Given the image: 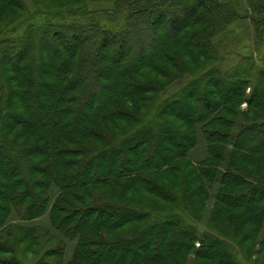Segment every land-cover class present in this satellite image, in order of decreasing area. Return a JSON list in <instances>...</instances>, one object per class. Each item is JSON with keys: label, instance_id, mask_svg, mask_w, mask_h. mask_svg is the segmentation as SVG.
<instances>
[{"label": "trees", "instance_id": "16d2710c", "mask_svg": "<svg viewBox=\"0 0 264 264\" xmlns=\"http://www.w3.org/2000/svg\"><path fill=\"white\" fill-rule=\"evenodd\" d=\"M66 1L85 20L0 28V264H240L231 241L264 244V118L224 130L243 100L264 113V54L221 48L243 21L262 46L264 0H118L120 29ZM27 11L0 0L6 24Z\"/></svg>", "mask_w": 264, "mask_h": 264}, {"label": "rangeland", "instance_id": "374dc122", "mask_svg": "<svg viewBox=\"0 0 264 264\" xmlns=\"http://www.w3.org/2000/svg\"><path fill=\"white\" fill-rule=\"evenodd\" d=\"M24 1L27 4V8H28V11L25 14H22V15L20 14L21 16H19L17 20L9 24H6V23H8L10 21V18H12L13 16H10L8 18L4 17L0 19L1 20L0 28H3V30L1 29L0 30H1L2 35H4V37H9V38L17 37L18 38L19 36H22L24 34L25 32L24 30L29 24H32V23L42 24L47 21L57 22L60 19H62L63 13L67 15V17L65 18L68 21L74 20V22H79L81 20H85V15H82L80 13H77L74 16L68 14L69 4L67 3L68 1L66 0H24ZM117 1L118 0H85L81 3H74V6L83 7L85 11L87 12L86 14L89 17L97 15L99 21L101 20V23H102L101 25L109 26V28H113V29H120V26L123 23L124 18L126 17V14H127L126 11L124 10L121 11V15L117 16L119 19L117 22H113L111 24L108 22V19H107L108 12L114 10V8L116 7ZM105 11H108V12H105ZM94 12H97V13H94ZM249 28H250V21L249 23L248 21L247 22L243 21L242 23L237 22L231 25V29H233L235 33L234 34L232 33L226 36L228 38L226 41L223 42V47L221 48L222 55L228 56L230 54L232 56V58H230V61H229L230 65H233L239 62V60L242 58L243 55H249V54L250 55L252 54L254 59L257 60L259 64L262 63V61L260 62V60L264 54V43L261 44L262 46L258 47V45L255 44L253 32L251 33V30ZM219 40L220 38L218 37L216 39L217 44L219 43ZM177 49L179 53L183 51L180 48H177ZM261 65L264 66V64H261ZM8 75L10 77V76H13L14 74L9 73ZM14 76L15 77L11 80V86L15 90H17L18 88L17 85L19 84L17 80L18 76L16 74ZM180 76H183V75H180ZM184 76L186 77L177 78L175 85L171 87L170 89L172 90L174 88H177L178 84L182 86H184L185 84H189L190 83L189 81H191L192 79L191 77L192 74H187V75L184 74ZM45 80H48L53 85H56L57 83L56 79H52L48 76H45ZM253 84L255 86L256 84L255 79L253 80ZM252 91H253V87L247 88L245 97L250 96L251 94L250 92ZM17 106L22 107V104H18ZM235 108L236 110L233 116V121H234L233 127L229 128L226 131L224 130V133L237 134L241 130L242 124H249L255 120H260L264 118V113H262L260 109L258 108L250 107L246 100H243L241 105L235 104ZM22 110H23V113L27 115V112L24 111V109ZM221 130H223V128H221ZM205 146H206L205 142L201 139L197 147L192 150L191 156L196 160H199L205 157L207 155ZM32 160L36 162L37 159L33 158ZM1 181L2 183L5 182L4 179H2ZM119 191L121 192V190ZM158 203L163 204L164 207H167L166 203L164 202H161L158 200L156 204ZM211 204L212 203L210 202L209 205ZM248 212L249 210H246L243 208L235 209V210L232 209V213H229V215L231 216L233 214L236 216L238 215L237 216V220H238V218L240 217L242 213H245L249 217ZM210 213H211L210 208H207L206 211L201 213L200 215L202 217L201 219L197 218L198 219L197 220L195 218L196 224H199L200 228H203L204 230L209 229L207 222L209 220ZM227 216L228 214L223 215L224 218H226ZM28 223L32 224L33 222H28ZM42 225L45 226L44 221ZM242 229L247 230L251 234V237L253 236V231L255 230L254 227H251L250 225H243ZM261 231L262 232H261L260 239L264 237V229H262ZM231 243L232 245L235 246L236 250L233 249V252L235 254L236 259L240 262V264H264V244L260 245L259 243H256L254 247L255 252L251 256H249L247 252H243V250L238 245H236L233 241H231ZM197 245H199V243ZM71 247L68 250L69 252H71ZM260 248L263 249V252L262 251L259 252L261 254L258 255L257 251L260 250ZM34 258L35 256L33 254L24 256L22 252H20V259L23 262H26L25 264H31ZM187 264H193L192 260H189Z\"/></svg>", "mask_w": 264, "mask_h": 264}]
</instances>
